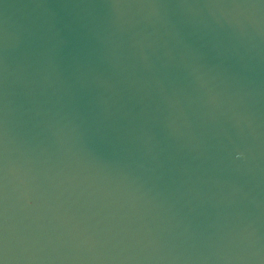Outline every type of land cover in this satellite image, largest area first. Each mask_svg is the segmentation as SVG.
I'll return each instance as SVG.
<instances>
[{"label": "water", "instance_id": "obj_1", "mask_svg": "<svg viewBox=\"0 0 264 264\" xmlns=\"http://www.w3.org/2000/svg\"><path fill=\"white\" fill-rule=\"evenodd\" d=\"M0 264H264V0H0Z\"/></svg>", "mask_w": 264, "mask_h": 264}]
</instances>
